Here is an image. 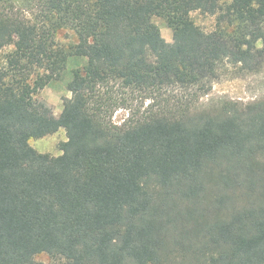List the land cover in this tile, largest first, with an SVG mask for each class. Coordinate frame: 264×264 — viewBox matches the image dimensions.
Masks as SVG:
<instances>
[{
  "label": "trees",
  "instance_id": "trees-1",
  "mask_svg": "<svg viewBox=\"0 0 264 264\" xmlns=\"http://www.w3.org/2000/svg\"><path fill=\"white\" fill-rule=\"evenodd\" d=\"M1 56L0 264H264V98L201 105L264 66V0H0ZM61 128L60 155L32 146Z\"/></svg>",
  "mask_w": 264,
  "mask_h": 264
},
{
  "label": "rangeland",
  "instance_id": "rangeland-1",
  "mask_svg": "<svg viewBox=\"0 0 264 264\" xmlns=\"http://www.w3.org/2000/svg\"><path fill=\"white\" fill-rule=\"evenodd\" d=\"M195 22L206 31H211L216 26V16L201 11L192 12ZM155 22L159 25L162 35L169 44H174L178 40V34L171 30L165 20L161 17H155ZM58 38L63 43H70L75 40L71 31L66 29L58 33ZM2 56L0 57L1 60ZM80 64L84 60L78 61ZM72 60L69 64V72L64 79L56 80L46 86L35 96V102L40 112L48 117H58L62 111L65 100L72 96L67 89V83L70 80V70L78 64ZM264 98V66L256 72L242 70L239 66L230 63L222 68L218 79L213 83L212 90L208 95L201 99V105L204 107L212 106L222 100H235L240 103H250ZM147 106V102L144 107ZM141 100L135 101L131 108H119L113 114V121L116 124L124 123L131 115V111H144ZM67 140L66 130L61 128L58 132L39 139H32L31 144L38 151L60 155L62 150L60 144ZM38 261L51 263L52 258L47 253L36 255Z\"/></svg>",
  "mask_w": 264,
  "mask_h": 264
}]
</instances>
